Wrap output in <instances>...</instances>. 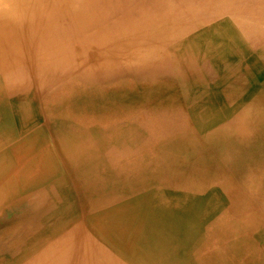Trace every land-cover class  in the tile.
Wrapping results in <instances>:
<instances>
[{
    "label": "bare ground",
    "instance_id": "obj_1",
    "mask_svg": "<svg viewBox=\"0 0 264 264\" xmlns=\"http://www.w3.org/2000/svg\"><path fill=\"white\" fill-rule=\"evenodd\" d=\"M261 69L264 0H0V264H264Z\"/></svg>",
    "mask_w": 264,
    "mask_h": 264
},
{
    "label": "rangeland",
    "instance_id": "obj_2",
    "mask_svg": "<svg viewBox=\"0 0 264 264\" xmlns=\"http://www.w3.org/2000/svg\"><path fill=\"white\" fill-rule=\"evenodd\" d=\"M264 81V69H261L260 71H257L253 74V77H251L249 79V82H250V86H248L246 88V90H249L247 93L248 95H250V93H255L259 88H260V85L263 83ZM250 88V89H249ZM152 89V90H151ZM151 90V91H150ZM158 90V91H156ZM111 91H113L112 95L113 97L111 98H106V100L104 99L103 100V103L104 105L106 106L105 108V112H108V107L113 111H117L118 113H121V115H124V114H130V115H137V118L138 119H142V118H139L142 117L141 116V113L142 112H149V110L154 107H167V108H171V109H174V108H183V100H182V96L179 92V89L175 88L173 85L171 84H162L160 86H153L152 88H147V87H144L143 85H136L135 87L133 86L130 90H125L124 92L121 91V92H117L115 93L114 91L115 90H111L109 89L108 93H110ZM133 91V92H132ZM149 91V92H148ZM162 91V92H161ZM165 91V92H164ZM153 92V93H151ZM155 92V93H154ZM164 92V93H163ZM120 93V94H118ZM124 93V94H123ZM135 93V94H134ZM144 93V94H143ZM124 96H123V95ZM171 96H170V95ZM108 95V94H107ZM126 95V96H125ZM131 95V97H130ZM134 95V96H133ZM137 95V96H136ZM146 95V96H145ZM161 95V96H160ZM134 98H133V97ZM137 97V98H136ZM144 97V98H143ZM129 99V100H128ZM133 102H132V100ZM136 99V100H135ZM144 99V100H143ZM163 99V100H161ZM128 100V101H127ZM131 100V102H130ZM108 101V102H107ZM125 103H123V102ZM144 101V102H143ZM173 101V102H172ZM106 102V103H105ZM113 102V103H111ZM118 102V103H117ZM122 102V103H121ZM142 103V104H141ZM108 104V106L106 105ZM133 104V105H132ZM135 104V105H134ZM166 104V105H165ZM220 104H225V103H220ZM116 105V106H115ZM129 105V106H128ZM131 105L133 107H131ZM119 108H118V107ZM135 106V107H134ZM116 107V108H115ZM118 108V109H117ZM125 108V109H124ZM127 108V109H126ZM134 108V110L132 109ZM139 108V109H138ZM166 108V109H167ZM124 109V110H123ZM129 109V111H128ZM131 109V110H130ZM147 109V110H146ZM139 110V111H138ZM134 111V112H133ZM102 111V116H106L107 113H105ZM127 112V113H125ZM129 112V113H128ZM128 116V117H131V116ZM187 115L189 117V114L187 112ZM190 118V117H189ZM190 128L189 129H193V126L192 124H190L189 126ZM161 139H160V136L158 138L159 140V144L160 145H164L168 142H172V140H176L174 139V137L172 136H166V135H161ZM164 137V138H163ZM223 148V145H221L220 149ZM210 149H212L214 151V149H219L218 147L216 146H211ZM219 149V150H220ZM180 154V150L179 152H177L175 155L176 157H174L175 159V162H176V167L178 168L180 166V164L182 165H186V166H189V165H193V166H196V167H199V164L197 162L198 159L201 158V156L205 155V153H201V151H192L189 153V157L186 159L184 158H181L179 156ZM195 156V157H194ZM197 156V157H196ZM226 157V155H225ZM190 158V159H189ZM194 158V159H193ZM184 159V160H182ZM217 159H219L220 161V157L217 156L216 158V161ZM228 160V159H227ZM179 161V162H178ZM185 163H184V162ZM192 162V163H191ZM215 162V161H214ZM178 163V164H177ZM201 165L209 168V169H215V167L217 165H221V164H217V162L214 163H202ZM259 168V170L261 171V174L263 173L264 174V166H257ZM220 168H222V166H220ZM247 172H249V170H247Z\"/></svg>",
    "mask_w": 264,
    "mask_h": 264
}]
</instances>
